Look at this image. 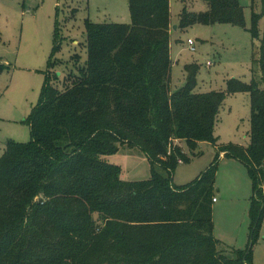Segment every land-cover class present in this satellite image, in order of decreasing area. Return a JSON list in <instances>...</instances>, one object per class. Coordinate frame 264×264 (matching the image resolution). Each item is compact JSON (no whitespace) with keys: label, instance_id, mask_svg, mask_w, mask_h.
<instances>
[{"label":"trees","instance_id":"obj_1","mask_svg":"<svg viewBox=\"0 0 264 264\" xmlns=\"http://www.w3.org/2000/svg\"><path fill=\"white\" fill-rule=\"evenodd\" d=\"M205 1V12L184 9L183 29L245 26L239 0ZM261 4L249 31L260 43L262 77L229 82V94L251 98L246 148L219 144L215 129L227 94L197 93L198 65L187 66L186 86L173 90L170 0H129V25L87 21V59L62 79L52 78L62 48L56 30L41 98L27 119L31 140L9 141L0 157V264H253L264 220ZM79 60L75 54L69 61ZM6 69L0 62V73ZM181 142L192 153L208 142L218 153L198 180L178 187L173 176L187 160ZM122 147L145 154L149 180L122 181L121 166L107 161ZM222 154L243 163L253 182L245 250L214 235Z\"/></svg>","mask_w":264,"mask_h":264},{"label":"rangeland","instance_id":"obj_2","mask_svg":"<svg viewBox=\"0 0 264 264\" xmlns=\"http://www.w3.org/2000/svg\"><path fill=\"white\" fill-rule=\"evenodd\" d=\"M239 2L244 9V27L196 24L183 29L184 9L189 13L205 12L208 3L170 0L172 87L174 91L184 88L187 66L198 65L196 92L227 94L221 121L215 129L219 144L246 148L250 144L251 98L248 93L229 94V82L236 79L251 84L253 79L262 77V70L255 62L260 43L253 40L249 31L252 13H261L262 4L261 0ZM87 21L129 25L132 22L129 0H0V62L7 67L0 73V157L9 141L26 144L31 140L27 119L41 98L56 30L62 48L56 55L58 62L52 78L59 73L62 79V75L75 71L87 59L83 49ZM259 28L262 32L264 18ZM189 40L193 46L188 44ZM75 54L80 55V60L69 61ZM180 147L187 160L176 167L172 183L178 187L198 180L218 153L208 142L199 143L193 153L184 142ZM107 161L121 166L124 182L151 177L150 163L138 150L122 147ZM214 196L217 200L213 206L215 237L226 247L245 250L249 242L253 182L243 163L234 158L219 159ZM221 250L224 249L218 247ZM252 255L253 264H264V220Z\"/></svg>","mask_w":264,"mask_h":264},{"label":"built area","instance_id":"obj_3","mask_svg":"<svg viewBox=\"0 0 264 264\" xmlns=\"http://www.w3.org/2000/svg\"><path fill=\"white\" fill-rule=\"evenodd\" d=\"M188 44H189L190 46H193V45H194V43H193L191 40L188 41ZM192 50L195 51L194 48H192ZM208 65H210V63H208ZM214 202H216V199H214Z\"/></svg>","mask_w":264,"mask_h":264},{"label":"crops","instance_id":"obj_4","mask_svg":"<svg viewBox=\"0 0 264 264\" xmlns=\"http://www.w3.org/2000/svg\"><path fill=\"white\" fill-rule=\"evenodd\" d=\"M221 157H224V154H222L221 155ZM216 202H217V200H216ZM219 240V239H218ZM219 241H221V240H219ZM222 242V241H221ZM223 243V242H222ZM224 245V244H223ZM225 246V245H224ZM226 247V246H225ZM227 248H230V246L229 247H227ZM230 249H233V248H230ZM236 250V249H235ZM238 250V249H237ZM241 250V249H240Z\"/></svg>","mask_w":264,"mask_h":264},{"label":"water","instance_id":"obj_5","mask_svg":"<svg viewBox=\"0 0 264 264\" xmlns=\"http://www.w3.org/2000/svg\"><path fill=\"white\" fill-rule=\"evenodd\" d=\"M177 27L175 26V29H176Z\"/></svg>","mask_w":264,"mask_h":264}]
</instances>
